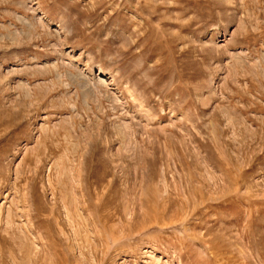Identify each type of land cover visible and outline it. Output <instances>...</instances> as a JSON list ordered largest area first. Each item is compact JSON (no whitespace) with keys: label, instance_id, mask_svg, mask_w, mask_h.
Returning <instances> with one entry per match:
<instances>
[{"label":"rangeland","instance_id":"374dc122","mask_svg":"<svg viewBox=\"0 0 264 264\" xmlns=\"http://www.w3.org/2000/svg\"><path fill=\"white\" fill-rule=\"evenodd\" d=\"M0 264H264V0H0Z\"/></svg>","mask_w":264,"mask_h":264}]
</instances>
